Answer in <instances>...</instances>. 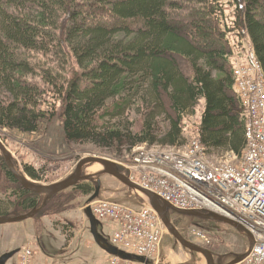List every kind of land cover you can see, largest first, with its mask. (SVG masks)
Here are the masks:
<instances>
[{"label":"trees","instance_id":"trees-1","mask_svg":"<svg viewBox=\"0 0 264 264\" xmlns=\"http://www.w3.org/2000/svg\"><path fill=\"white\" fill-rule=\"evenodd\" d=\"M234 1L240 36L252 38L264 65V0ZM228 20L224 0H0V88L10 93L0 100V123L36 132L62 117L72 142L130 144L134 152L190 143L187 118L205 103L200 131L210 153L244 155L248 116ZM138 106L143 118L134 121ZM2 164L15 193L0 197V217L42 207L46 195L28 189L6 155ZM47 171L28 166L39 181ZM76 190L97 191L85 182ZM71 196L59 194L43 213Z\"/></svg>","mask_w":264,"mask_h":264},{"label":"rangeland","instance_id":"rangeland-1","mask_svg":"<svg viewBox=\"0 0 264 264\" xmlns=\"http://www.w3.org/2000/svg\"><path fill=\"white\" fill-rule=\"evenodd\" d=\"M224 2L229 14V29L230 31L234 30L231 31L236 51L234 63L249 62L254 49L252 38L240 36L242 33L238 26L240 17L235 1L224 0ZM9 95L7 90L0 88V100ZM48 98L50 101L46 103V107L53 111L54 104H58V101L52 95ZM205 112L206 104L203 103L199 107L197 115H190L187 118L186 140L190 141L197 137ZM142 116L141 108L138 106L136 111H133L131 118L135 121L142 119ZM65 127L66 124L62 117L48 118L43 121L40 130L36 132L5 127L0 123V136L13 151L20 168L33 180L44 184L51 185L69 179L77 173L81 162L92 156L111 158L119 164L121 163L129 175L132 174V170L130 171L129 167L123 164L134 150L130 144L109 147L97 141L72 142L67 138ZM2 156L4 157L5 153L0 146V173L4 181V189L0 188V197L8 200L14 197L15 191L9 189L8 183L5 182L6 173L2 164ZM227 156L226 154L213 155L218 162L225 160ZM230 158L231 156L227 157V159ZM28 166H36L40 170L46 167L48 171L45 180L39 181L33 178L28 173ZM104 168L102 164H92L87 168L86 174H97ZM102 179L104 180V190L100 199L120 202L136 209H143L151 205L149 197L134 190L118 177L108 174ZM99 180L100 178H95L85 181V183H92L96 187L97 191L92 195L78 191L75 187L69 190L73 199L67 200V204L65 203L63 208L54 207L49 212L25 221V226L29 227L27 229L30 232L33 231L36 235L39 232V240L44 242L50 256L48 264H108L109 243H114L115 235L120 230L121 224L117 221H102L99 218L97 222H94L91 219V201L98 193ZM171 216L190 240L215 252L218 264H230L240 255L248 253L253 247V237L235 224L187 216L174 210L171 212ZM198 231L206 232L212 239V243L202 240L197 234ZM9 234L6 238L0 234V259L12 250L10 247L14 241ZM32 245H34L33 241L31 249L34 248ZM71 246H74V249L69 250L68 248ZM17 250L20 249L11 252ZM163 256L166 264H210L205 254L186 247L170 229ZM17 257L19 258V255ZM17 257L14 259H18ZM35 259L36 256L33 259V264H43ZM26 263L27 260L24 258V264Z\"/></svg>","mask_w":264,"mask_h":264},{"label":"built area","instance_id":"built-area-1","mask_svg":"<svg viewBox=\"0 0 264 264\" xmlns=\"http://www.w3.org/2000/svg\"><path fill=\"white\" fill-rule=\"evenodd\" d=\"M235 66L248 116L249 145L244 155L230 152L226 154L230 159L216 161L199 131L184 146H141L123 164L136 182L177 208L219 214L244 227L253 237V247L246 253L251 255L237 264H264V65L254 47L249 62ZM93 207L100 220L121 224L113 244L135 256L112 254L110 264H166L169 227L154 206L136 209L100 199ZM197 234L212 243L206 232ZM24 254L26 264H33L34 249Z\"/></svg>","mask_w":264,"mask_h":264},{"label":"water","instance_id":"water-1","mask_svg":"<svg viewBox=\"0 0 264 264\" xmlns=\"http://www.w3.org/2000/svg\"><path fill=\"white\" fill-rule=\"evenodd\" d=\"M0 146L2 147L5 155L7 156L9 163L11 165L12 170L15 172L16 176L19 178V180L30 190L46 195L47 199L45 204L34 210L33 212L19 216V217H0V225L3 224H12V223H19V222H24L30 219H34L41 215L43 212H45L48 207L51 205L53 200L56 198L61 193H64L66 191H69L75 187H78L81 185L83 182L87 180H92L95 178H100V187L97 195L92 199L91 201V207H90V214L91 218L94 222H97V215L95 213L93 204L100 200V198L103 196V190H104V180L102 179L103 176L111 174L119 179H121L123 182H125L127 185L131 186L134 190L140 191L144 193L147 197H149L151 201V205L154 206L163 216L166 224L168 225L169 229L180 239V241L188 248L200 252L202 254H205L209 261L210 264H218V258L215 252L207 248L201 244H198L189 238L181 231V229L177 226L175 221L173 220L171 216V212L177 211L178 213L185 214V215H190V216H196V217H202L210 220H217V221H222L226 222L229 224H235L237 226H240L237 224L235 221L232 219H229L227 217H224L219 214H205L203 212L199 211H188V210H183L180 208H177L174 206L172 203L168 202L167 200L163 199L157 192H154L142 184L136 182L127 172H124L122 169V166L116 162L115 160L107 157H97V156H92L89 158L84 159L79 167V170L77 171L76 174H74L72 177L69 179L55 183V184H44L38 181L33 180L29 175H27L18 165L15 155L13 151L10 149V147L5 143V141L1 138L0 136ZM92 164H102L104 165V169L93 175H88L87 173V168L92 165ZM244 230H246L244 227H242ZM109 251L112 254L115 255H121L125 256L127 258H135L134 255L127 253L126 251L122 250L121 248L117 247L113 243H109ZM22 249L13 251L10 253H7L0 259V264H10V262L20 253H22ZM251 253L246 254L244 256H241L237 258L235 261H233L230 264H237L245 259H247Z\"/></svg>","mask_w":264,"mask_h":264},{"label":"crops","instance_id":"crops-1","mask_svg":"<svg viewBox=\"0 0 264 264\" xmlns=\"http://www.w3.org/2000/svg\"><path fill=\"white\" fill-rule=\"evenodd\" d=\"M12 224H15V225H11V224L0 225V234L4 238H6L8 234L11 233L9 235H11V239L14 242L11 244L10 248L12 250L22 249L23 251L22 253L18 254L19 258L17 257L18 256L17 255L16 257L18 259H13L10 262V264H24V258H25L24 252L27 249L31 248L32 241L34 243V245H32L34 248L33 247L32 248L36 252L35 256H36L37 261L43 264H46V263L48 264L49 263L48 260L50 256H49V253H47L48 250L46 249L44 242L41 239L39 240V232L37 233V235L33 231L30 232L29 229H27L29 227L25 226L26 225L25 221L19 222V223H12ZM10 248H7V249H10ZM68 249L69 250L74 249V246H71ZM12 250H10V252ZM111 255L112 253L109 251L108 252V264H110L111 262Z\"/></svg>","mask_w":264,"mask_h":264}]
</instances>
